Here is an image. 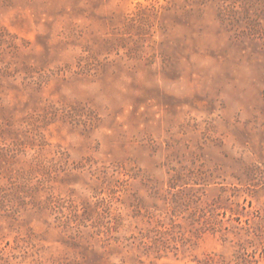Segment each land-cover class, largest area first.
I'll use <instances>...</instances> for the list:
<instances>
[{"label":"rangeland","instance_id":"1","mask_svg":"<svg viewBox=\"0 0 264 264\" xmlns=\"http://www.w3.org/2000/svg\"><path fill=\"white\" fill-rule=\"evenodd\" d=\"M0 264H264V0H0Z\"/></svg>","mask_w":264,"mask_h":264}]
</instances>
